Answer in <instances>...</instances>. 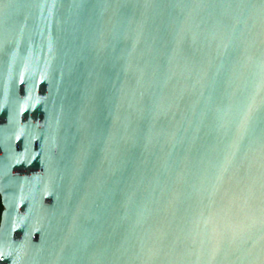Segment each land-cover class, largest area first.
Instances as JSON below:
<instances>
[{
	"label": "water",
	"instance_id": "1",
	"mask_svg": "<svg viewBox=\"0 0 264 264\" xmlns=\"http://www.w3.org/2000/svg\"><path fill=\"white\" fill-rule=\"evenodd\" d=\"M0 264H264V0H0Z\"/></svg>",
	"mask_w": 264,
	"mask_h": 264
},
{
	"label": "trees",
	"instance_id": "2",
	"mask_svg": "<svg viewBox=\"0 0 264 264\" xmlns=\"http://www.w3.org/2000/svg\"><path fill=\"white\" fill-rule=\"evenodd\" d=\"M3 210H4V207H3V203H2V198L0 196V224H1V220H2Z\"/></svg>",
	"mask_w": 264,
	"mask_h": 264
}]
</instances>
